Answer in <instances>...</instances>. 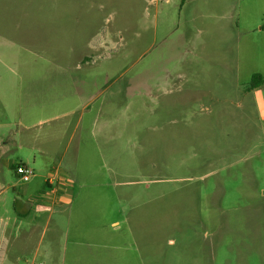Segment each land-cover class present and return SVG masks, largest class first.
Here are the masks:
<instances>
[{"label":"rangeland","instance_id":"374dc122","mask_svg":"<svg viewBox=\"0 0 264 264\" xmlns=\"http://www.w3.org/2000/svg\"><path fill=\"white\" fill-rule=\"evenodd\" d=\"M56 5L0 0V235L35 226L0 264H264V0L85 1L117 39L80 64L15 35Z\"/></svg>","mask_w":264,"mask_h":264},{"label":"crops","instance_id":"0c3cea01","mask_svg":"<svg viewBox=\"0 0 264 264\" xmlns=\"http://www.w3.org/2000/svg\"><path fill=\"white\" fill-rule=\"evenodd\" d=\"M78 1L80 3H84L85 1L91 0H64V2L57 0V5L52 9V11L49 10L47 14H40V17H43L42 20L35 21L38 22V26H40V28L39 30H36L37 32H35L36 36H34V38H29L28 28L20 30V32H15V35L20 37L22 40L37 41L40 43V46H43L46 49H52L59 47L60 43L63 41L68 43L69 38L72 42V47H75L76 33H79V42H81V47L74 52L75 60L78 64L85 62L87 60L86 55L91 54L93 51H99L98 53L102 55L101 53L105 52L106 49L111 48L110 42H114V39H117L116 35L112 33L113 31L110 32L107 30V33H104L103 35H100L99 33L103 24L105 25L107 23H111V19L103 20L101 15L102 10L104 9L103 5H100L99 9L97 10L98 12H93L86 9L83 10V3L79 4L77 7ZM109 34L115 38H111L110 40ZM54 40H56L55 43ZM27 145L31 148L35 147L34 143L31 142H28ZM39 151L43 154L48 153V151ZM59 170V167H55L53 174L54 176H51L52 174L48 172L49 176L43 179V185H46V188H48L46 192L47 203L43 202L36 205L39 208V211L35 217V221L37 222L43 217V214L46 215L50 213L51 217V211L49 212V209L55 208L58 205L62 206L65 203L71 204L73 201V181L68 176H60ZM40 177H42V175H39V178ZM43 185L41 188L31 191L30 185L26 184L19 192L21 198L16 200L15 203L19 202V204L25 208V215L29 213L27 212L29 208V200H26L24 197L27 196L31 198L35 196L37 192L41 191ZM3 192L4 189L1 188L0 196ZM34 227L35 226H31L30 229L27 228L24 230V235H5L7 233L6 228L4 235H0V240L1 242L5 239L8 240V247H12L15 241L21 239L22 237L23 239H26L31 229H34ZM2 245L3 244L1 243L0 251ZM63 264H65V260H63Z\"/></svg>","mask_w":264,"mask_h":264},{"label":"built area","instance_id":"2783aa9c","mask_svg":"<svg viewBox=\"0 0 264 264\" xmlns=\"http://www.w3.org/2000/svg\"><path fill=\"white\" fill-rule=\"evenodd\" d=\"M16 173L23 182H28L34 176V169L25 164H18Z\"/></svg>","mask_w":264,"mask_h":264},{"label":"trees","instance_id":"16d2710c","mask_svg":"<svg viewBox=\"0 0 264 264\" xmlns=\"http://www.w3.org/2000/svg\"><path fill=\"white\" fill-rule=\"evenodd\" d=\"M263 84H264V77L261 74L256 73L251 78L249 89L250 90L256 89Z\"/></svg>","mask_w":264,"mask_h":264}]
</instances>
